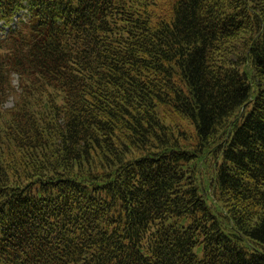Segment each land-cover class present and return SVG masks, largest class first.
I'll return each instance as SVG.
<instances>
[{
  "label": "trees",
  "instance_id": "16d2710c",
  "mask_svg": "<svg viewBox=\"0 0 264 264\" xmlns=\"http://www.w3.org/2000/svg\"><path fill=\"white\" fill-rule=\"evenodd\" d=\"M23 8L0 264H264V0H0V21Z\"/></svg>",
  "mask_w": 264,
  "mask_h": 264
},
{
  "label": "rangeland",
  "instance_id": "374dc122",
  "mask_svg": "<svg viewBox=\"0 0 264 264\" xmlns=\"http://www.w3.org/2000/svg\"><path fill=\"white\" fill-rule=\"evenodd\" d=\"M14 83L17 85L18 83V80H17V76H15V79H14ZM13 105V99L12 97L10 98V100H8V102L6 103V106L10 107Z\"/></svg>",
  "mask_w": 264,
  "mask_h": 264
}]
</instances>
